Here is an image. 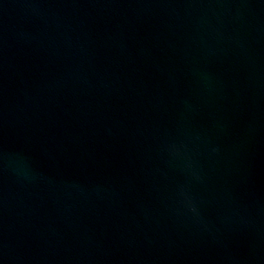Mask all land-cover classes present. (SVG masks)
<instances>
[{
  "label": "water",
  "instance_id": "water-1",
  "mask_svg": "<svg viewBox=\"0 0 264 264\" xmlns=\"http://www.w3.org/2000/svg\"><path fill=\"white\" fill-rule=\"evenodd\" d=\"M0 264H264V0H0Z\"/></svg>",
  "mask_w": 264,
  "mask_h": 264
}]
</instances>
